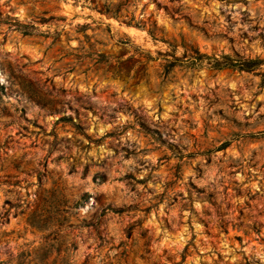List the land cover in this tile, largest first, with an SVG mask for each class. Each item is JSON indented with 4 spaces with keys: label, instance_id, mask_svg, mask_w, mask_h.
Instances as JSON below:
<instances>
[{
    "label": "rangeland",
    "instance_id": "374dc122",
    "mask_svg": "<svg viewBox=\"0 0 264 264\" xmlns=\"http://www.w3.org/2000/svg\"><path fill=\"white\" fill-rule=\"evenodd\" d=\"M264 0H0V264H264Z\"/></svg>",
    "mask_w": 264,
    "mask_h": 264
},
{
    "label": "trees",
    "instance_id": "16d2710c",
    "mask_svg": "<svg viewBox=\"0 0 264 264\" xmlns=\"http://www.w3.org/2000/svg\"><path fill=\"white\" fill-rule=\"evenodd\" d=\"M198 53V52H197ZM195 61L200 60H208V66L212 69H233L238 71H244V72H252L257 69L263 68L264 70V60L255 58V59H249V58H243L237 56L236 59H232L231 57L227 55H221V56H207V55H200L198 53V57L194 59ZM261 81L264 84V72L260 74Z\"/></svg>",
    "mask_w": 264,
    "mask_h": 264
}]
</instances>
